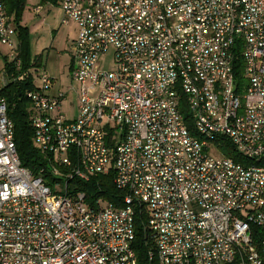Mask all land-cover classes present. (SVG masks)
<instances>
[{"label":"built area","instance_id":"1","mask_svg":"<svg viewBox=\"0 0 264 264\" xmlns=\"http://www.w3.org/2000/svg\"><path fill=\"white\" fill-rule=\"evenodd\" d=\"M60 6L62 24L78 27L75 116L61 110L65 94L49 93L45 69L18 77L36 85L30 122L49 184L20 163L0 77V264H137L142 210L155 243L146 264H264V0ZM15 37L0 0V44L13 50ZM225 141L242 161L222 153ZM111 171L120 206L92 208L70 182Z\"/></svg>","mask_w":264,"mask_h":264},{"label":"trees","instance_id":"2","mask_svg":"<svg viewBox=\"0 0 264 264\" xmlns=\"http://www.w3.org/2000/svg\"><path fill=\"white\" fill-rule=\"evenodd\" d=\"M51 1L57 4L59 0ZM25 2L26 0H5L6 12L15 27L18 47L12 58L2 54L0 50V61L2 60L4 75L7 77L2 95L7 101V115L14 125V141L21 165L27 168L33 176H42L45 182L49 184L54 181L50 177V157L40 152L34 145V130L30 122L32 110L28 92L36 85L31 74L24 79H18L26 71L32 73L31 67L39 66L41 63L40 59L33 62L29 28L20 23ZM17 61H20L19 67L16 66ZM234 68L236 77L241 78L242 61L240 57L237 58ZM181 112H183L188 123L192 125V122L190 123L188 120L190 115L184 105L181 106ZM221 150L225 156H230L235 161L243 160L242 156L228 141L223 143ZM113 176L114 173L111 171L108 175H94L86 182L77 180H70V182L75 185L74 190L77 189L86 193L87 201L92 208L100 206L98 199L120 206L122 191L115 186ZM146 220L147 214L144 210L136 213L135 239L132 242V248L136 255L137 264H146L148 252L150 250L155 251L152 232L146 226Z\"/></svg>","mask_w":264,"mask_h":264},{"label":"rangeland","instance_id":"3","mask_svg":"<svg viewBox=\"0 0 264 264\" xmlns=\"http://www.w3.org/2000/svg\"><path fill=\"white\" fill-rule=\"evenodd\" d=\"M35 5H37L36 0H26L20 23L29 28L34 60L41 59V68L53 77L54 82L49 93L51 95H56L59 92L65 94L61 110L66 116L72 118L76 114L77 92L76 90L67 91V88L69 86L77 88V83L72 82L70 77V67L72 61L71 44L72 39L77 36L78 27L73 21L67 25L60 24V5H44L40 13L34 11ZM1 47L5 49L4 46ZM99 64L106 70L115 68L112 49L101 56ZM2 65L0 61V70ZM32 74L35 76L37 71L34 70ZM1 76L2 71H0ZM36 82L38 83L37 80ZM105 202L103 201V204Z\"/></svg>","mask_w":264,"mask_h":264},{"label":"crops","instance_id":"4","mask_svg":"<svg viewBox=\"0 0 264 264\" xmlns=\"http://www.w3.org/2000/svg\"><path fill=\"white\" fill-rule=\"evenodd\" d=\"M60 1L61 0H59L58 1V6L60 5ZM36 3H37V5H35V7L36 6H41V10H42V8H43V6L44 5H47V4H49V5H52V4H54L51 0H36ZM34 7V8H35ZM61 7V6H60ZM41 10H40V12H41ZM61 10V22H60V24H62V19H63V12H62V9H60ZM39 12V13H40ZM70 22V21H69ZM69 22H68V24H69ZM78 34V33H77ZM77 37V36H76ZM76 37L74 38V39H72V42L76 39ZM30 42H31V53H32V40H31V38H30ZM1 46H4L5 47V49L4 48H2ZM17 47H18V39H17V37H15V49H13V50H11L8 46H5V45H1L0 44V50H1V53L2 54H6L8 57H9V54H11V53H16V50H17ZM32 56H33V53H32ZM10 58V57H9ZM41 60V59H40ZM39 60V61H40ZM34 61H36V60H33V62ZM32 62V63H33ZM41 62V61H40ZM1 63H2V60H1ZM19 63H20V61H19ZM3 64V63H2ZM71 66H72V61H71ZM19 67V66H18ZM38 68L39 67H42V62L39 64V66H37ZM36 67V68H37ZM0 71H2V74H4V68H3V65H2V68H1V70ZM31 71V70H30ZM70 72H71V67H70ZM21 76V75H20ZM5 78V81H7V77L5 76L4 77ZM68 117V116H67ZM70 118V117H69Z\"/></svg>","mask_w":264,"mask_h":264}]
</instances>
